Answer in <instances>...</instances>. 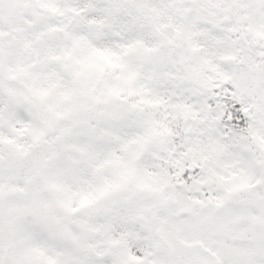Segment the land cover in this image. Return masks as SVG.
<instances>
[{
	"label": "snow or ice",
	"instance_id": "1",
	"mask_svg": "<svg viewBox=\"0 0 264 264\" xmlns=\"http://www.w3.org/2000/svg\"><path fill=\"white\" fill-rule=\"evenodd\" d=\"M0 264H264V0H0Z\"/></svg>",
	"mask_w": 264,
	"mask_h": 264
}]
</instances>
